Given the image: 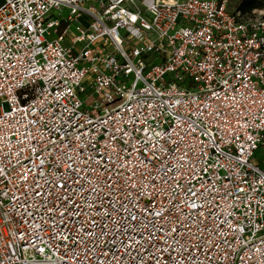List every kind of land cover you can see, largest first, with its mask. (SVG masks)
Instances as JSON below:
<instances>
[{"label":"built area","instance_id":"built-area-1","mask_svg":"<svg viewBox=\"0 0 264 264\" xmlns=\"http://www.w3.org/2000/svg\"><path fill=\"white\" fill-rule=\"evenodd\" d=\"M0 264H264V12L0 0Z\"/></svg>","mask_w":264,"mask_h":264},{"label":"trees","instance_id":"trees-1","mask_svg":"<svg viewBox=\"0 0 264 264\" xmlns=\"http://www.w3.org/2000/svg\"><path fill=\"white\" fill-rule=\"evenodd\" d=\"M259 9H264V0H240L236 8L242 15L250 14Z\"/></svg>","mask_w":264,"mask_h":264},{"label":"rangeland","instance_id":"rangeland-1","mask_svg":"<svg viewBox=\"0 0 264 264\" xmlns=\"http://www.w3.org/2000/svg\"><path fill=\"white\" fill-rule=\"evenodd\" d=\"M240 2V0H227V6H228V10L232 13H237L238 11L236 10L238 3ZM257 11H262L264 12V9H259ZM242 15V14H241ZM250 14H245L242 16H249ZM82 99H85V96H82ZM263 158L262 155V151H256L254 156L251 158L250 162L252 165L258 166L261 164V160Z\"/></svg>","mask_w":264,"mask_h":264}]
</instances>
